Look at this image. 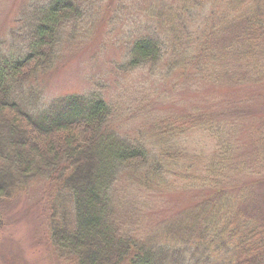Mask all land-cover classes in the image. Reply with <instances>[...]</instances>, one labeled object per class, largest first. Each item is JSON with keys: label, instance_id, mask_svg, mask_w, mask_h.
Segmentation results:
<instances>
[{"label": "trees", "instance_id": "trees-1", "mask_svg": "<svg viewBox=\"0 0 264 264\" xmlns=\"http://www.w3.org/2000/svg\"><path fill=\"white\" fill-rule=\"evenodd\" d=\"M87 1L33 0L28 24L19 15L24 31H10L8 47H0V206L40 188L42 224L62 264H264V212L254 197L259 173L248 169L264 167V125L247 143L238 129L245 124H229L247 108L229 103V113L169 115L147 122L150 136L145 131L132 137L115 125L118 112L100 90L40 101L31 81L38 86L37 77L60 61L65 28H71L69 42L80 25L88 30L99 16L94 11L85 23ZM247 1L169 0L137 8L145 22L126 30L134 37L124 43L118 69L144 66L161 73L163 66L169 78L180 66L187 80H203L206 73L210 82L233 86L236 69L245 65L241 82L264 84V0ZM112 13L119 20L120 12ZM12 45L19 52L7 56ZM192 131L216 140L204 161L208 168L198 176L188 174L194 162L186 164L190 154L178 142ZM244 175L254 181L243 182ZM136 186L205 194L163 221L159 231H139V215L132 214L140 209L122 197Z\"/></svg>", "mask_w": 264, "mask_h": 264}, {"label": "rangeland", "instance_id": "rangeland-1", "mask_svg": "<svg viewBox=\"0 0 264 264\" xmlns=\"http://www.w3.org/2000/svg\"><path fill=\"white\" fill-rule=\"evenodd\" d=\"M32 1L0 0V47L4 50L9 45L10 31H21L20 14L25 24H28L29 5ZM43 1L38 0L39 3ZM168 1L131 0L129 5L135 7L132 9L125 0H88L84 6L85 23H89L91 16L96 14L94 11L98 12V18L92 22L88 30L80 25L78 34L69 42L66 40L69 39L71 28L66 27L60 61L46 75L37 77L38 86L35 81H31L35 79L30 80L33 87H38L37 89L41 91L40 101L46 104L54 96L64 93L100 90L104 98L112 103L118 112L115 125L121 126V133L132 137H140L145 131L150 136V124L169 115H185L199 110L229 113V103H238L232 108L239 110L241 106V110L247 109L243 113L238 111L236 119L230 120L229 124L233 121L245 124L238 128L244 142L248 143L254 135L258 137V131L264 125V84L251 82L248 79L241 82L240 75H244L247 69L245 65L240 71L239 68L236 69L238 76L235 79L238 80V84L233 86L225 85L223 81L218 80L214 83L210 82L205 77L206 73L200 75L204 77L203 80H187L182 78L183 70H179L180 66L172 71L173 76L169 78L164 75L166 68L163 66L159 67L161 73L151 71L144 66L127 73L118 69L116 62L123 60L124 43L134 37L133 35L129 37L126 30L134 22L140 23V20L145 22L143 14L137 11V8H158ZM251 1L245 2L244 5ZM238 6L241 7L242 4ZM35 7L42 10L45 6ZM116 10L120 12L117 22L113 20L115 17L111 18V13L114 14ZM126 14L128 20H125ZM170 33L173 34L174 30ZM122 41L123 47L119 45ZM16 46H11L7 56L19 52L18 48L15 49ZM246 98L251 100L247 101ZM147 122L151 123L147 125ZM182 137L178 142L183 150L190 154L186 164L194 162L189 167L188 174L201 175L202 171L208 168L206 164L204 165V161L213 155L216 140L208 137V133L200 131H192ZM144 138L147 139V136L145 135ZM196 156L200 157V161ZM249 165L248 169H253V173L256 171L259 173L260 184L254 188V197L264 212V167ZM253 181L251 176H243V182ZM204 194V191H187L174 187L161 192L148 191L138 189L136 186L124 191L122 197H127L125 202L128 198L130 201L133 199L136 201L140 211L132 216L139 215L138 219L136 218L139 222V231H159L158 228L163 221L168 218L170 220L176 212L181 213L186 206L194 202L198 203L197 200ZM39 195L40 188L35 186L30 188L28 193L0 206L2 214L0 264H62L48 243L47 229L42 224L40 207L37 203ZM230 202L237 205L241 203L238 198H231ZM228 206L229 209L235 207L230 204Z\"/></svg>", "mask_w": 264, "mask_h": 264}]
</instances>
